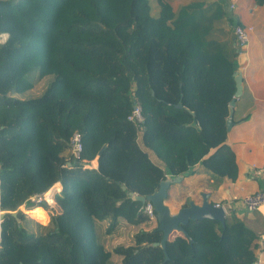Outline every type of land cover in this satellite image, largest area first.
<instances>
[{
  "label": "trees",
  "instance_id": "1",
  "mask_svg": "<svg viewBox=\"0 0 264 264\" xmlns=\"http://www.w3.org/2000/svg\"><path fill=\"white\" fill-rule=\"evenodd\" d=\"M159 2L153 14L149 0H0V34L7 33L0 40L7 211L0 264H115L113 253L121 256L117 264L256 262L259 235L237 217L225 226L190 220L188 236L173 232L167 241L168 259L154 245L163 237L157 227L113 251L98 237V219L111 218L109 234L120 216L133 224L149 219L129 192L152 194L168 175L193 172L200 161L218 175H238L227 144L238 50L209 38L220 14L207 13L202 1L177 14ZM43 79L40 95L22 96ZM136 99L141 122L128 118ZM75 131L83 142L78 158L69 145ZM58 181V212L48 226L36 222L30 230L34 220L21 205L34 206L33 194L47 201Z\"/></svg>",
  "mask_w": 264,
  "mask_h": 264
},
{
  "label": "crops",
  "instance_id": "2",
  "mask_svg": "<svg viewBox=\"0 0 264 264\" xmlns=\"http://www.w3.org/2000/svg\"><path fill=\"white\" fill-rule=\"evenodd\" d=\"M164 1L170 4L176 14L183 6L194 1H202L210 15L220 14L214 19L209 38L219 41L230 52L238 50L236 55L237 72L242 76V92L235 100L233 124L227 134V144L235 153L238 167L237 177L232 179L227 175H218L200 161L194 166L193 172L177 177L168 175L171 182L167 189L165 203L170 207L171 212L175 213L180 208L187 206L190 200L201 204L204 193L208 194L210 202L216 203L241 198L259 189L264 190V3L258 5L255 0ZM149 4L151 13L157 14L161 8L159 0H149ZM236 24L252 27L248 42L240 50L237 47L234 34ZM153 159L159 160L155 156ZM90 164L97 167V158ZM52 188L54 192L46 197L47 205L35 204L31 207H26L25 204L21 205L20 209L29 214L35 222L28 225L27 228L30 230L37 229L36 219L45 221L46 224L42 225L48 226L53 214L58 212L59 208L54 196L62 189V183L58 181L50 189ZM233 217L242 219L249 228L259 235V248L256 250L257 260L254 264H264V204L259 209L249 212L243 208L240 201H236L233 210L227 216L230 220ZM111 221L110 217L96 220L98 237L105 247H107L106 242L110 239L108 236H111L106 231ZM142 227L145 230L153 229L157 227V220H149V222L145 221L136 225L130 224L120 216L114 231L119 234L120 228H126L135 233L140 228L143 229ZM124 232L126 231L124 230ZM178 234L181 232L175 230L172 238ZM112 261L120 263L121 256L114 254Z\"/></svg>",
  "mask_w": 264,
  "mask_h": 264
},
{
  "label": "water",
  "instance_id": "3",
  "mask_svg": "<svg viewBox=\"0 0 264 264\" xmlns=\"http://www.w3.org/2000/svg\"><path fill=\"white\" fill-rule=\"evenodd\" d=\"M236 81V92L234 98L230 101L229 105V117L227 120L228 129L231 128L233 124V112L236 98L242 92V76L239 72L235 71L234 73ZM179 107H182V104H178ZM171 178L168 177L166 180L161 182L160 188L152 194L147 196L137 194L135 192H129L130 196L134 200H140L143 203V206L147 201H150L156 211L157 216V229L163 232V237L160 242H154V245H161L166 253V259H168V253L166 251L167 241L170 239L171 234L177 230L183 233L185 236H188V232L184 229L190 220H212L218 221L222 225H226L227 216L222 209V207H217L214 203L210 202L208 199V194L204 193L202 195L203 201L201 204L195 203V201L190 200L187 206L180 208L177 212L172 213L170 207L165 203L167 198V189ZM123 189L126 188L125 185L122 186ZM7 213L4 211L2 217ZM14 216H18V211H13Z\"/></svg>",
  "mask_w": 264,
  "mask_h": 264
},
{
  "label": "built area",
  "instance_id": "4",
  "mask_svg": "<svg viewBox=\"0 0 264 264\" xmlns=\"http://www.w3.org/2000/svg\"><path fill=\"white\" fill-rule=\"evenodd\" d=\"M252 30L251 26H244L242 24H236L234 26V34L237 43V47L240 50L243 48L249 40V32ZM7 37V33L0 34V40L3 41ZM135 96V93L133 92ZM131 121L141 122L143 120L142 106L139 100L136 99L133 110L128 117ZM70 152L74 155V157L78 158L81 156V152L83 150V142L82 136L78 131H75L70 138ZM45 193L43 194H33L30 197V200L35 204L42 203L43 205H47L48 202L45 200ZM236 201H240L243 208L249 212L255 211L259 209L264 204V190L259 189L257 191L248 193L241 198H234L230 200H226L225 202H216L214 203L217 207H222L226 216H229L231 211L234 208V204ZM144 211L148 215L150 220H156V211L154 209L153 204L150 201H147L144 205ZM4 210L2 208L1 203V159H0V248L2 242V217Z\"/></svg>",
  "mask_w": 264,
  "mask_h": 264
},
{
  "label": "rangeland",
  "instance_id": "5",
  "mask_svg": "<svg viewBox=\"0 0 264 264\" xmlns=\"http://www.w3.org/2000/svg\"><path fill=\"white\" fill-rule=\"evenodd\" d=\"M45 82H46V79H43L39 84H37L36 86H34L33 88H31V89H29V90H27V91H25L24 93H23V95L22 96H24V97H27V96H37V95H40L42 92H43V90H44V86H45ZM38 204H41V205H43L42 203H38ZM43 206H45V205H43ZM45 208V207H44ZM47 210V209H46ZM48 214V213H47ZM121 217H123V216H121ZM126 219V218H125ZM37 220V222L39 221L38 219H36ZM35 220V221H36ZM127 220V219H126ZM149 220L150 219H148V220H146V221H148L149 222ZM128 221V220H127ZM129 222V221H128ZM145 222V221H144ZM39 223H41V224H46V222L44 221H39ZM130 223V222H129ZM141 223H143V222H141ZM130 224H133V223H130ZM140 224V223H139ZM137 225V224H136ZM143 228V227H142ZM155 228V227H154ZM115 230V229H114ZM119 230V229H118ZM120 235L119 234H116V231H112L111 233H110V235L111 236H108V237H110V239H109V241H107L106 242V245H107V249L108 250H111V251H113L114 250V248L116 247V246H119V245H122V246H128V245H131V244H133L135 241H134V237H135V234L137 233V232H139L140 230H145L144 228L143 229H141L140 228V230H138L137 232H131V231H129L128 229H126V228H123V229H121L120 228ZM124 230L126 231V232H124ZM127 244V245H126ZM114 254L115 253H113V256H114ZM113 256H112V258H113ZM116 257V256H115ZM115 257H114V259H115ZM115 264H117V263H115Z\"/></svg>",
  "mask_w": 264,
  "mask_h": 264
}]
</instances>
